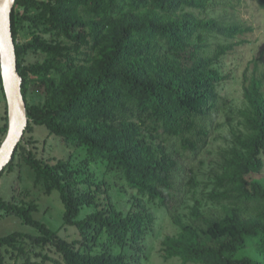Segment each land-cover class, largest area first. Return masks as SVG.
<instances>
[{
  "label": "trees",
  "instance_id": "16d2710c",
  "mask_svg": "<svg viewBox=\"0 0 264 264\" xmlns=\"http://www.w3.org/2000/svg\"><path fill=\"white\" fill-rule=\"evenodd\" d=\"M253 1L264 13V0ZM32 2L39 4L41 14L24 18L57 40L38 36L19 44L21 20L13 8L24 98L30 74L43 79L47 88L44 103L27 104L26 131H32V124L42 125L66 143L86 148L92 160L117 171L141 198L128 213L108 196L98 202L103 187L95 184L86 163L51 164L29 150L25 159L36 181L44 183L48 194L60 193L64 223L75 226L81 238L69 241L36 220V205L0 197V219L15 215L40 232L0 236V264H6L2 246L25 253L18 246L25 240L51 245L63 259L60 264H139L155 220L147 202L161 207L179 228L162 241L165 260L264 264L263 74L244 76L242 128L232 129L228 148L211 170L205 197L212 207L202 209L196 198L188 220L182 214L199 183L192 162L208 146L226 105L219 90L226 76L217 64L233 49L234 40L251 29L247 22L205 13L239 11L243 1L25 0L26 11ZM31 49L49 57L23 67ZM0 84L5 97L1 72ZM7 120L6 102L4 135ZM19 148L21 141L4 170L12 169ZM87 206L96 210L79 218ZM24 264L38 263L27 257Z\"/></svg>",
  "mask_w": 264,
  "mask_h": 264
},
{
  "label": "rangeland",
  "instance_id": "374dc122",
  "mask_svg": "<svg viewBox=\"0 0 264 264\" xmlns=\"http://www.w3.org/2000/svg\"><path fill=\"white\" fill-rule=\"evenodd\" d=\"M42 1V0H38ZM239 11L230 10L228 13L220 11H207L208 17L222 16L226 20H240L251 25L250 31L238 36L234 40V47L224 55L217 67L222 71L226 79L222 82L219 90L225 98V108L220 113L216 122L213 136L206 149L200 153L192 162L198 174V186L190 194L188 203L182 209L185 220L195 205L196 198L202 200V209L208 210L212 203L206 199V194L211 184V170L219 160L222 150L228 148L229 137L233 128H242L241 109L246 105L244 99V76H251L254 73L264 75V13L258 9V5L253 0H242ZM25 0H16L14 7L18 10L19 34L17 41L24 45L36 37H43L51 42L57 40L51 33L45 32L44 27H38L30 19H25L24 15L35 16L41 14L38 3L32 2V7L26 11ZM59 39H63L62 37ZM65 43H67L66 40ZM237 41H240L237 43ZM49 55L42 51L29 50L23 59V67L43 63ZM61 62V60H59ZM62 63V62H61ZM1 72V64H0ZM30 84L27 95V104H42L47 99V88L43 79H38L35 74H30ZM3 119V120H2ZM8 122V120H7ZM6 124V98L0 84V129ZM32 131H26L22 140V148L17 151L16 159L11 170H4L0 178V197L6 201H12L19 205L34 204L37 211L33 213L36 220L46 223L49 228L57 231L62 237L69 241L79 240L80 234L75 226L65 225L63 215L65 211L60 193L54 190L51 194L46 192V187L41 181H36L34 170L26 162V154L30 150L38 159L56 164L59 161H71L79 165L86 163L94 172L95 184H102L103 191L97 196L99 202L108 196L117 209L128 213L136 209V202L139 193L130 188L124 178L117 172L111 170L107 164L92 160L84 147H76L66 143L62 138L51 134L42 125L32 124ZM8 130V127H7ZM7 133V132H6ZM4 135L0 132V140H4ZM264 177V175H263ZM144 203L147 202L143 198ZM149 212L155 220L151 230L147 234L145 250L141 253L139 264H182L179 258L165 260L162 253V241L168 235H176L179 228L175 225L170 216L161 207L154 203H148ZM96 208L85 207L79 218L86 217ZM14 232H21L31 235H39V230L26 224L23 219L15 215H2L0 219V236H7ZM25 248V253L17 249L2 246L1 252L6 264H24L26 258L38 264H60L63 259L51 245L38 246L33 242L25 240L18 243V246ZM40 254V256L36 255ZM48 257H44V256ZM56 261V262H55ZM187 264H197L189 262Z\"/></svg>",
  "mask_w": 264,
  "mask_h": 264
},
{
  "label": "water",
  "instance_id": "95a60500",
  "mask_svg": "<svg viewBox=\"0 0 264 264\" xmlns=\"http://www.w3.org/2000/svg\"><path fill=\"white\" fill-rule=\"evenodd\" d=\"M16 0H0V64L8 112V130L0 145V173L8 166L29 124L27 103L12 32V11Z\"/></svg>",
  "mask_w": 264,
  "mask_h": 264
},
{
  "label": "crops",
  "instance_id": "0c3cea01",
  "mask_svg": "<svg viewBox=\"0 0 264 264\" xmlns=\"http://www.w3.org/2000/svg\"><path fill=\"white\" fill-rule=\"evenodd\" d=\"M3 120V119H2Z\"/></svg>",
  "mask_w": 264,
  "mask_h": 264
}]
</instances>
